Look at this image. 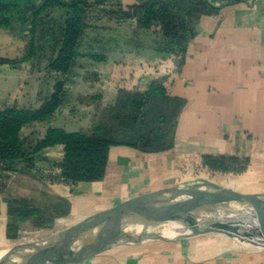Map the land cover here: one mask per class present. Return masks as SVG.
<instances>
[{"label":"crops","instance_id":"crops-1","mask_svg":"<svg viewBox=\"0 0 264 264\" xmlns=\"http://www.w3.org/2000/svg\"><path fill=\"white\" fill-rule=\"evenodd\" d=\"M134 1L111 0L105 8ZM207 2L213 10L194 21L182 51L130 20L108 13L90 18L48 125L66 133L88 128L94 106L87 98L99 96L110 104L119 88L146 90L162 78L167 94L184 100L172 146L159 152L111 146L100 181L65 184L23 170L14 173L0 193V249L25 233L36 235L33 240L44 238L138 194L188 187L198 182L199 173L212 177L207 182L241 193H264V0ZM87 53L104 58L94 60ZM43 66L29 91L26 69L0 64V107L37 108L51 89L46 62ZM205 155L235 157L243 168L238 173L208 170L202 166ZM62 156V144L49 146L34 165L56 174ZM14 180L23 187H12ZM10 192L39 213L18 222L15 239L7 237ZM242 243L218 232L149 238L114 246L79 264H264V247Z\"/></svg>","mask_w":264,"mask_h":264},{"label":"trees","instance_id":"trees-1","mask_svg":"<svg viewBox=\"0 0 264 264\" xmlns=\"http://www.w3.org/2000/svg\"><path fill=\"white\" fill-rule=\"evenodd\" d=\"M109 1L37 0L22 11L14 4H0V27L26 29L29 40L26 54L17 58L0 57V64L16 68L24 62L45 58L44 70L52 77L50 93L37 108L0 107V193L10 174L20 170L47 182L100 181L105 175L111 146H128L142 152L171 148L184 100L167 94L162 78L153 79L146 90L121 87L110 104L104 105L99 96L87 98L94 106L88 128L66 133L48 125L60 104L64 76L79 55V44L93 15L108 13L118 21L130 20L137 29L157 33L167 39V46L182 51L194 21L213 10L207 0H135L107 10ZM13 13L16 18L20 13L26 14L27 19L23 17L13 23L8 19L15 16ZM87 56L94 60L104 58L91 53ZM56 144L63 145L62 160L56 166L58 173L36 168L37 154ZM202 166L222 173H238L243 168L242 161L235 157L209 155L202 156ZM8 204L7 237L15 239L18 222L30 216L39 217V213L25 199L11 198Z\"/></svg>","mask_w":264,"mask_h":264},{"label":"water","instance_id":"water-1","mask_svg":"<svg viewBox=\"0 0 264 264\" xmlns=\"http://www.w3.org/2000/svg\"><path fill=\"white\" fill-rule=\"evenodd\" d=\"M241 207L254 212L255 225L248 228L239 220L226 219ZM167 223H176L186 231L165 237L153 230L154 226ZM208 232L264 247V193H241L203 181L188 187L173 185L145 192L44 238L0 249V264H79L117 245Z\"/></svg>","mask_w":264,"mask_h":264},{"label":"rangeland","instance_id":"rangeland-1","mask_svg":"<svg viewBox=\"0 0 264 264\" xmlns=\"http://www.w3.org/2000/svg\"><path fill=\"white\" fill-rule=\"evenodd\" d=\"M0 1L3 3H7V4H14L17 7H19L20 11H22L26 7L30 6L31 4L37 3V0H0ZM55 11H52V12L50 11L51 12L50 14L56 13ZM13 14L15 15V13H13ZM23 15L24 14L20 13V15L17 16L18 18H16V15H15L14 17H9L8 19L12 20L13 23H17L16 21H19V20L21 21L23 19V17L25 19H27V17H25L26 14L24 16ZM28 44H29V40H28L26 29L23 30L21 28V30H20V29H18L17 26H13L12 28L0 27V57H2V58L21 57L27 53ZM44 64H45V58L40 59L38 62H24V63H22L21 66L24 69H26V71H27V83H28L27 89L29 91L34 90V87H35L37 80H38L37 78L39 76V72L42 71ZM47 75H48V73H47ZM45 77H46V75H45ZM47 78H50L49 79L50 81L52 80V77L49 75ZM20 171H22V170H20ZM14 173H16V172H14ZM14 173H11L10 177H12L14 175ZM198 178H200V179H198L197 181L201 180L203 182H207L208 181L207 179L212 178V177H209V175L207 173H199ZM9 182H10V178H9L7 183H9ZM12 187L20 189L23 187V185H21L19 181H15V183L13 184ZM10 191H12V188ZM8 195L10 197H12V199L13 198L21 199L16 194L13 196V194H11V192ZM247 209L248 208H246V207L240 208L241 211H245ZM168 227H169V224L167 223V224H163V225L154 226L153 230L155 232H157L158 234L165 236V237H175V236H178L179 233L182 232V230L178 229V228H172L168 231ZM24 235H26L27 238H34L36 236V235H34V234L32 235L30 233H28V234L25 233ZM24 240H26V239L23 237L18 239V240H15L13 242V246L24 242Z\"/></svg>","mask_w":264,"mask_h":264},{"label":"bare ground","instance_id":"bare-ground-1","mask_svg":"<svg viewBox=\"0 0 264 264\" xmlns=\"http://www.w3.org/2000/svg\"><path fill=\"white\" fill-rule=\"evenodd\" d=\"M226 219H234V221H237L239 220L241 223H243L245 226H247L249 228V226H253L256 224V218H255V215H254V212L251 210V209H247L245 211H239L237 214H229V216H227ZM207 221H210V218H206ZM172 228H178V229H181L183 233L184 231H186L185 228L177 225L176 223H172L169 225L168 227V231ZM167 231V232H168ZM166 232V233H167Z\"/></svg>","mask_w":264,"mask_h":264},{"label":"built area","instance_id":"built-area-1","mask_svg":"<svg viewBox=\"0 0 264 264\" xmlns=\"http://www.w3.org/2000/svg\"><path fill=\"white\" fill-rule=\"evenodd\" d=\"M23 238H25L26 240H24V242H28V241H32V238H27L26 235L23 236Z\"/></svg>","mask_w":264,"mask_h":264}]
</instances>
